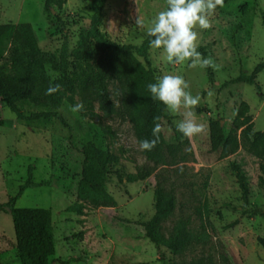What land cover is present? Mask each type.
<instances>
[{
    "label": "rangeland",
    "instance_id": "374dc122",
    "mask_svg": "<svg viewBox=\"0 0 264 264\" xmlns=\"http://www.w3.org/2000/svg\"><path fill=\"white\" fill-rule=\"evenodd\" d=\"M165 8L166 0H105L101 30L119 45L138 46L146 38L151 19ZM91 14L90 0H66L61 10L52 12L44 9V0H0V25L30 24L39 48L56 55L64 42L70 49L75 46ZM137 18L143 20V28L136 25ZM211 22V28L200 30L197 49L216 65L215 69L209 67L210 78L205 69L170 65L159 51L148 53L156 78L182 75L192 95L201 96L194 111L197 123L204 126L202 133L180 136L173 130L182 119L179 115L167 112L170 121L160 120L165 165L153 163L138 149L139 138L121 107L113 80L109 94L115 113L107 118L89 119L70 111L65 103L57 111L64 124L48 116L26 126L0 101V204L17 194L33 166V181L47 185L25 190L15 207L50 209L55 257L61 261L55 264L71 258L76 262L69 264H264V248L258 243L264 240V218L242 211L244 206L264 212V163L241 147L221 159L220 151L211 152L209 143V123L220 121L230 133L241 102L249 106L252 130L264 132V69L253 86L230 84L240 73L249 75L264 62V0H229L217 7ZM139 61L146 65L141 58ZM80 70L70 59L68 73ZM42 73L50 80L60 77L50 67ZM209 89L215 93L211 97ZM19 107L26 115L44 111L33 104ZM89 141L118 158L109 163L104 178L105 191L116 203L86 209L81 217L66 208L76 202L82 163L78 150ZM169 146L173 155L167 152ZM185 154L187 159L179 161ZM233 162L240 164L246 177V206L230 170ZM147 172L151 175L142 181H125L129 174ZM157 184L165 192L171 191L175 200L170 217L161 224L164 239L173 236L178 222H184L192 236L180 253L163 246L158 250L144 235L143 224L155 213ZM16 258L12 219L1 213L0 264H19Z\"/></svg>",
    "mask_w": 264,
    "mask_h": 264
},
{
    "label": "trees",
    "instance_id": "16d2710c",
    "mask_svg": "<svg viewBox=\"0 0 264 264\" xmlns=\"http://www.w3.org/2000/svg\"><path fill=\"white\" fill-rule=\"evenodd\" d=\"M229 0H224V3ZM66 0H44V9L52 12L61 10ZM105 0H90L92 14L87 27L80 30L75 46L70 49L64 42L58 52L42 51L36 41L33 28L28 23H7L0 25V101L14 113L16 119L26 126L40 118L55 117L62 124L58 110L66 103L74 106L83 102L84 110L77 112L89 119L107 118L115 113V105L109 94V82L115 81L119 88L122 109L133 124L139 140L153 139L152 128L160 120L170 121L165 106L151 98L147 84L155 83L156 76L149 66V40L146 38L140 45H119L109 40L102 32ZM204 57L205 54L201 53ZM141 58L146 65L139 61ZM70 59L81 67L77 74L68 73ZM50 67L60 77L50 80L42 71ZM264 69V62L258 63L251 74L240 73L230 84H256L257 75ZM209 78L211 72L205 69ZM50 84H60L61 90L54 95H45ZM20 104H33L44 108V111L26 115ZM249 106L246 102L239 104L233 118V130L226 133L220 121L209 123L210 151H220V158H226L241 147L264 163V132L253 131ZM159 118L158 120L156 118ZM105 130L111 134L110 128ZM180 136L182 134L173 127ZM240 130V134L236 132ZM185 142L187 140H184ZM161 132L156 146L151 151L143 152L153 163H167L163 151ZM82 157L81 180L77 190L76 202L66 208L67 212L85 216L86 209H98L115 206L114 198L105 191L104 178L108 173L110 162H117L116 156L102 151L89 141L79 148ZM173 155V147H167ZM186 154L179 161H185ZM264 169V168H263ZM33 166L28 168L26 180L19 186L17 194L6 203L0 204V214L11 216L15 235L17 262L19 264H55L61 261L56 258L54 228L50 209L16 208L15 203L30 188L46 186V182L36 183L32 179ZM230 170L234 175L247 204L246 177L240 164L233 162ZM264 171V170H263ZM140 173L126 176L127 183H136L149 177ZM175 200L171 191L165 192L158 184L155 188V213L143 224L145 237L159 250L161 246L173 253H180L192 236L186 231V224L178 222L173 236L167 240L160 232L161 224L171 215ZM245 214L261 216L264 212L250 211L242 207ZM258 243L264 248V240ZM76 262L71 258L63 264Z\"/></svg>",
    "mask_w": 264,
    "mask_h": 264
},
{
    "label": "clouds",
    "instance_id": "9594fccd",
    "mask_svg": "<svg viewBox=\"0 0 264 264\" xmlns=\"http://www.w3.org/2000/svg\"><path fill=\"white\" fill-rule=\"evenodd\" d=\"M224 6V0H166V8L159 11L149 22L146 36L150 37L149 48L170 65H184L188 69L216 68L211 57L205 58L197 49L200 30L212 27L211 18L217 7ZM136 25L143 28L140 18ZM61 90L60 84H50L45 95H54ZM147 90L154 101L161 102L169 114L179 115L182 119L175 122L177 130L184 137H193L204 131V126L197 123L195 108L201 101L199 94L193 96L190 84L179 74H165L156 78L155 83L147 84ZM215 93L209 89L207 95ZM84 110L83 102L70 106L76 113ZM159 119L158 117L156 118ZM161 125L154 123L153 139L137 141L141 152L154 149L159 140Z\"/></svg>",
    "mask_w": 264,
    "mask_h": 264
},
{
    "label": "water",
    "instance_id": "95a60500",
    "mask_svg": "<svg viewBox=\"0 0 264 264\" xmlns=\"http://www.w3.org/2000/svg\"><path fill=\"white\" fill-rule=\"evenodd\" d=\"M221 126H222V122H220Z\"/></svg>",
    "mask_w": 264,
    "mask_h": 264
}]
</instances>
